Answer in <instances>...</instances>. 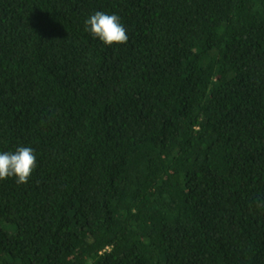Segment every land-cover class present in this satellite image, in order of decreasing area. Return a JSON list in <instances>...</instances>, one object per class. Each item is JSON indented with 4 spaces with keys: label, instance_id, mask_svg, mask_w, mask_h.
I'll list each match as a JSON object with an SVG mask.
<instances>
[{
    "label": "trees",
    "instance_id": "obj_1",
    "mask_svg": "<svg viewBox=\"0 0 264 264\" xmlns=\"http://www.w3.org/2000/svg\"><path fill=\"white\" fill-rule=\"evenodd\" d=\"M21 146L0 264H264V0H0V153Z\"/></svg>",
    "mask_w": 264,
    "mask_h": 264
},
{
    "label": "clouds",
    "instance_id": "obj_2",
    "mask_svg": "<svg viewBox=\"0 0 264 264\" xmlns=\"http://www.w3.org/2000/svg\"><path fill=\"white\" fill-rule=\"evenodd\" d=\"M86 31L106 45L126 44L128 35L116 14L97 11L86 20ZM37 166V158L31 147L21 146L15 152L0 153V180L15 177L17 183L26 184Z\"/></svg>",
    "mask_w": 264,
    "mask_h": 264
}]
</instances>
